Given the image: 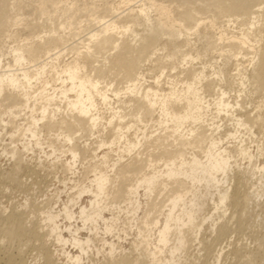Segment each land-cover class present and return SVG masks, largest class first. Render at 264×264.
<instances>
[{
  "label": "bare ground",
  "instance_id": "obj_1",
  "mask_svg": "<svg viewBox=\"0 0 264 264\" xmlns=\"http://www.w3.org/2000/svg\"><path fill=\"white\" fill-rule=\"evenodd\" d=\"M198 1L215 9L207 22L193 0H37L39 16L19 24L22 1L0 0V142L8 136L1 152L13 160L0 179L35 186L46 162L79 174L60 179L64 202L61 191L9 212L0 204V260L15 244L21 258L32 247L44 264H81L98 236L106 264H182L194 244L198 264H264V231H253L264 227V202L250 209L264 196V0ZM220 17L238 29L213 33ZM132 228L128 250L103 237ZM252 228L256 248L221 247Z\"/></svg>",
  "mask_w": 264,
  "mask_h": 264
},
{
  "label": "rangeland",
  "instance_id": "obj_2",
  "mask_svg": "<svg viewBox=\"0 0 264 264\" xmlns=\"http://www.w3.org/2000/svg\"><path fill=\"white\" fill-rule=\"evenodd\" d=\"M21 1H22L23 8L18 13V15H19V24L25 22L26 20H29V19L34 18L36 16H39V14H37L36 12H34V14H33V6L36 7L38 5L37 0H21ZM193 1H194V3L200 5L199 10H201V11L196 15L197 18L200 19L199 21L200 22H204V21L207 22V20H208L207 18L209 16H211V15L214 14L215 9L208 10L207 8H202L201 6H202L203 2L198 1V0H193ZM102 15H101V17H102ZM217 23L218 24L212 29L213 33H215V34H218L219 33V30H221V29H225L227 32H233L234 30H237L238 29L237 24L234 23V22L228 23L226 17H220V18H218ZM219 26H221V27L219 28ZM19 27H21V26L19 25ZM77 38H78L77 36H75L73 38H69L68 43L69 44L70 43H73L72 42L73 39L76 40ZM86 38H87V36L84 33V35H82V40H84ZM191 38H192V43H193L194 42L193 36H191ZM78 41L79 40H77V42ZM10 42H12V41L11 40H8L7 43L4 44L6 50L7 49L9 50V48L11 47L9 45H15V43H10ZM200 42H202V41H200ZM73 44H75V42ZM202 44H203V42L202 43L196 42L194 46L199 47ZM79 46L81 47L82 45L80 44ZM157 53H160V52H157ZM71 55H72V53L69 50H65L63 52V56L62 57H63L64 60H69L71 58ZM107 55H108V53H106V52L96 54V56L98 57V60H99L100 63H102L103 61L106 60ZM205 60H206V58L203 60V63L205 62ZM199 62L200 61L194 62V65L195 66H199L200 65ZM146 65H147L146 62L145 63H142L140 61L138 63V65H137V67H139L140 69H145ZM231 69H233V67L231 65H229V71H230V73L231 74H235V72L233 70H231ZM174 73H175V71L172 72L171 74H174ZM153 74L154 73L147 72L146 79L147 80H150V81H153V78H150L149 77L150 75H153ZM235 87H237V86L235 85ZM230 95H232L233 98H236V96H237L234 92H231ZM251 107L252 106H250V105L248 106L247 112L251 113V111H252ZM254 112H256V111H254ZM25 116L26 115H24L23 112L20 113V114H18L17 118H14L15 123L13 125H18V123H23L24 122V119L23 118H25ZM226 124L227 125H225V127L228 126L226 129H228V128L229 129H232V127L230 125H228V122ZM10 125L11 124L7 125V130L14 129L13 126H10ZM50 137L52 139L55 138L53 135H51ZM258 137L259 138L261 137V138L264 139V131H260V133L258 134ZM15 140L16 141H15L14 144H16V145L19 144V142H22L19 138L18 139L16 138ZM80 141H83V139H80L79 140V143H81ZM227 142H228V140H225V145L231 144V143H227ZM253 144L254 143L252 142L249 145L252 146ZM1 145H2V147H1ZM4 146H6L7 148H11L12 147L11 144H10V140H9L8 136H6L4 138V142L3 141L0 142V153H1L0 154V168L1 169L3 168V170L6 168L8 170L9 167L12 166L13 160L11 158H9L8 156H6L5 154L2 155L1 149ZM48 150H49V148L46 149V151H48ZM34 153L36 155L35 154H32V153H28V154H25V156L26 155H28L29 157L32 156L33 158L35 156L36 157L39 156V153L37 154L36 151ZM33 155H35V156H33ZM35 160L36 159H33V161H31L32 163L29 162V164H31V165L36 164L37 163L36 162L37 160L36 161ZM260 162L262 164H264V158L263 157L260 158ZM242 163H245V160ZM50 166H51V168H50ZM44 167L43 168L42 167H37V169H38L37 171L40 174V177H39V180L40 181L38 180L37 184H35V186H33L32 184H30L31 180L28 179L27 180V183L24 184L25 185V189L24 190H22L21 187L19 188L17 185L14 186V184H11L9 181L4 180L2 182V180L0 179V204L1 205H4V206H7V210H6L7 212H9L10 210H12L13 207H14V209H16L17 207L19 209H22L21 208L22 207L21 206V203H23V201L26 198L30 199L31 201H36V202L38 200L41 201L42 198H43V196H42L43 192H44V194H49L50 193V194L53 195L54 194L53 192H55V194H57L58 192H61L62 191V195H61V193H59L60 194L59 195V200L61 202H64V198L66 200V196H65L66 191H63L62 190L63 188H62V184L60 185V183H61L60 182V179L62 180L63 179V176H64V178H66V180H67L68 177L69 178H72V179L73 178H77L79 174L76 175V176H73L72 173H68V172L67 173L66 172L63 173L61 171L60 166H53L54 167L53 168L51 164H48V162H46V164H45ZM80 167L81 166L79 165V168ZM57 177H58L59 180L57 179ZM63 192H64V194H63ZM35 197H36V200H35ZM40 201H38V202H40ZM263 202H264V196L261 197V199L259 198L257 200L256 203H258V204L256 206H255V204L251 206V208H250L251 211L253 209V211L255 213L257 212L256 214L261 213L262 211L260 209L261 208L260 203H263ZM60 205H58V206H60ZM58 206H57V208H58ZM212 206H213V201L207 200V203H206V206H205V209H204L203 213L205 215H207V216H210V214H211V212L213 210L212 209ZM26 210L28 211V209H26ZM139 211H143V210L141 209ZM63 223H65V222H63ZM76 224H78L79 226L81 225V223H76ZM204 227H205L204 234H205L206 239L207 240L208 239H211L212 232H211V227H209V220L206 221V223L204 224ZM253 228L252 229H245L242 232H240L239 234H238L237 229H236V231H234L231 234V237L230 238H226V239L222 240V243H220V244H222L221 247H223V246H225L227 244V242H228L227 240H231V241L234 242V244H239L240 247L241 246H243V247L248 246V247L253 248V249L256 248V244L257 243L254 240H252L253 239L252 238V235L254 234L252 232L253 231L254 232L264 231V229H263L264 227H260V225H257V223H255L254 230H253ZM133 229L134 228H132V230H131V232H130V234L128 236H125L124 235L122 238H118L117 235L116 236L114 235V237H113V235H110V234L108 236L106 235V236H103V237H105L108 240V242L109 241H114L116 244H118L120 246L123 245L122 247L123 248H126V250H128V248L131 247V244H129V243L132 242V240L134 238V235H135V229L134 230ZM258 230H261V231H258ZM80 235H82L83 237H87V236L90 235V233L88 231H86L85 229H81L80 230ZM65 237H70L69 233L65 232ZM96 238H97V241L95 242L96 247H98L99 245L101 246L102 242L99 240L98 236ZM197 246L198 245L194 244L192 247H190L188 249L186 255L184 253H182L181 255L178 254V256L180 255V257L182 258V261H183L184 258L188 257V259L185 260V261H183L182 264L183 263L184 264H198L200 262L199 259H198V256H199V254L203 253L204 250L199 251V248H197ZM9 247L7 248V249H9L8 251L6 250L4 253L1 254L0 264H18V263L21 264V261L18 262V260H20L22 258L24 259V260L22 259V261L23 262H27V264H44L43 258L41 256H39V254L37 253L38 251H36L32 247H30V248L27 247V249H26L27 251L25 250V254H23L22 258L20 256H18V251L15 248V244H13L12 248L11 247L9 248ZM96 247L93 250H91L88 255H86V254L83 255V257H82V261L83 262H81V264H90L91 262H94L95 264H104L105 262H107V259H106V256H105L106 252H104V250L106 249V247H104L105 249L103 248L104 250L102 249L103 251L102 252H99V253H97V251L95 250ZM226 249H225V251H226ZM66 250L68 252L72 253V254H78V252H79L77 248H75L74 246L68 245V244L66 245ZM9 251L11 253L13 252L12 254L16 255L15 257H13L14 258V261L12 259H10V261L9 260L6 261L7 258L4 255L5 254L7 255L9 253ZM18 258H20V259H18ZM176 258H179V257L176 256ZM209 259H210V262H212L214 260V257L212 256V254L209 255ZM16 262H18V263H16ZM60 262H62V261L60 260ZM232 262L236 263V262H238V260L236 261V259L234 260L233 258H231V259H225V260L223 259V261L221 260L219 264H231ZM65 264H69V263L66 262ZM254 264H257V261Z\"/></svg>",
  "mask_w": 264,
  "mask_h": 264
}]
</instances>
